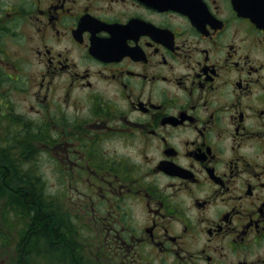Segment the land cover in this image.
I'll return each mask as SVG.
<instances>
[{
    "label": "flooded vegetation",
    "instance_id": "obj_1",
    "mask_svg": "<svg viewBox=\"0 0 264 264\" xmlns=\"http://www.w3.org/2000/svg\"><path fill=\"white\" fill-rule=\"evenodd\" d=\"M10 151L0 264H264V0H0Z\"/></svg>",
    "mask_w": 264,
    "mask_h": 264
},
{
    "label": "trees",
    "instance_id": "obj_2",
    "mask_svg": "<svg viewBox=\"0 0 264 264\" xmlns=\"http://www.w3.org/2000/svg\"><path fill=\"white\" fill-rule=\"evenodd\" d=\"M16 154L13 152H8V154L0 152V162H3L4 164H10L14 162V157ZM11 170V169H10ZM5 171V170H4ZM31 172V171H30ZM32 173V172H31ZM32 174L26 173L25 176H31ZM24 177V176H23ZM14 185L11 184H2L0 183V242L4 238V232L6 229L10 228L11 230H15L16 232H20L19 234H22L21 232L26 231L27 227L26 225L24 226L23 223H21L20 217H19V208H21V205H13L15 202H18L16 200V196L12 195H7L6 190H12ZM45 186L46 184L42 183H25V184H20L19 188H14L13 192L20 194V199L21 197L23 198L27 193H29V198L28 200H31V212L29 216H31L32 224L35 222V215H37V202L33 198H35V193L38 191L39 197H36L39 201L40 199V204L42 208V212L40 213V217L42 220H45L42 229L40 230V234L42 236L50 235L51 230L53 229L52 227V219L50 218V203L46 202L47 199V192H45ZM36 190V191H35ZM31 193V194H30ZM50 195V194H49ZM35 198V199H36ZM19 199V200H20ZM13 205V206H12ZM23 240L27 239L28 243L30 244L27 245L26 251L28 253H39L40 250L37 249L35 246L38 239H39V233L38 232H33L30 233L26 231L23 233ZM2 245L0 243V250H2ZM34 253L33 256H37V254ZM28 264V263H26Z\"/></svg>",
    "mask_w": 264,
    "mask_h": 264
},
{
    "label": "rangeland",
    "instance_id": "obj_3",
    "mask_svg": "<svg viewBox=\"0 0 264 264\" xmlns=\"http://www.w3.org/2000/svg\"><path fill=\"white\" fill-rule=\"evenodd\" d=\"M2 139V138H1ZM18 150V148H16V151ZM17 154V153H16ZM31 167H33V164H31V166H30V171L33 173V172H35V170H34V167L33 168H31ZM46 172V175L47 176H50L49 175V172L48 171H45ZM11 178H13L12 176H10ZM9 184H11V185H14V186H12L13 187V189L14 188H19V186H20V184L21 183H18V182H16V181H12L11 183H9ZM52 187H53V189H54V186H52V185H50V184H47L46 186H45V192H47V199H46V202H48V203H50V193H52ZM13 189L12 190H6V192H7V195L9 196V195H12V194H14L13 196H16L17 197V193H14L13 192ZM4 198V197H3ZM3 198H1V199H3ZM1 199H0V201H1ZM16 248V243L13 245V248ZM62 256L63 255H61L60 253H58V255L55 257V260L53 261V256H52V254H51V250L48 248V249H44L43 250V253L41 254V262H40V264H45V263H47V264H71L70 263V259L68 260V258L66 259H61L62 258ZM3 257V253H2V250H0V258H2ZM5 257V256H4ZM3 257V258H4ZM51 261H53L52 263H51Z\"/></svg>",
    "mask_w": 264,
    "mask_h": 264
}]
</instances>
